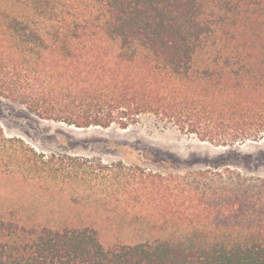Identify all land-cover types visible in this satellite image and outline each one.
<instances>
[{"label": "trees", "instance_id": "trees-1", "mask_svg": "<svg viewBox=\"0 0 264 264\" xmlns=\"http://www.w3.org/2000/svg\"><path fill=\"white\" fill-rule=\"evenodd\" d=\"M234 2L235 20L205 27L197 0H0V96L74 128L152 119L215 146L264 140V0ZM147 169L141 189L166 200L148 226L185 237L105 246L91 226L0 220V264H264V221L236 219L264 206V177Z\"/></svg>", "mask_w": 264, "mask_h": 264}, {"label": "rangeland", "instance_id": "rangeland-1", "mask_svg": "<svg viewBox=\"0 0 264 264\" xmlns=\"http://www.w3.org/2000/svg\"><path fill=\"white\" fill-rule=\"evenodd\" d=\"M258 6L256 23H262L264 15ZM197 8L210 21L203 22L205 27L239 16L234 0H197ZM245 10L241 14L248 16ZM256 23L249 22V28ZM204 60L198 58L199 63ZM148 167L174 179L198 172L211 178L228 167L246 176L264 177V140L238 147L215 146L152 119L129 129H80L42 119L26 105L0 96V220L4 222L55 229L91 226L105 246L157 236L185 237L184 230L161 232L148 226L160 218L151 216L148 209L166 201L164 192L154 195L148 188L141 189ZM181 194L173 187L166 204L178 210L184 203ZM250 209L234 218L264 221V206ZM9 240L0 232V241Z\"/></svg>", "mask_w": 264, "mask_h": 264}]
</instances>
